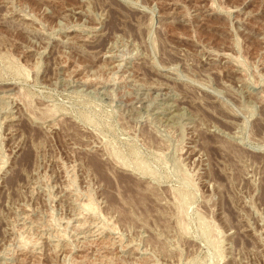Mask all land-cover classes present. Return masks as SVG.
I'll list each match as a JSON object with an SVG mask.
<instances>
[{
    "label": "rangeland",
    "instance_id": "rangeland-1",
    "mask_svg": "<svg viewBox=\"0 0 264 264\" xmlns=\"http://www.w3.org/2000/svg\"><path fill=\"white\" fill-rule=\"evenodd\" d=\"M0 264H264V0H0Z\"/></svg>",
    "mask_w": 264,
    "mask_h": 264
}]
</instances>
